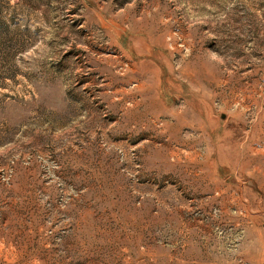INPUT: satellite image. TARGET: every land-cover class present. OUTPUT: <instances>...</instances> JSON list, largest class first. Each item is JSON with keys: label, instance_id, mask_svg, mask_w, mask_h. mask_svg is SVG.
I'll list each match as a JSON object with an SVG mask.
<instances>
[{"label": "rangeland", "instance_id": "rangeland-1", "mask_svg": "<svg viewBox=\"0 0 264 264\" xmlns=\"http://www.w3.org/2000/svg\"><path fill=\"white\" fill-rule=\"evenodd\" d=\"M0 264H264V0H0Z\"/></svg>", "mask_w": 264, "mask_h": 264}]
</instances>
